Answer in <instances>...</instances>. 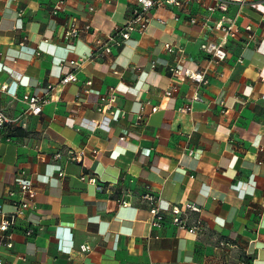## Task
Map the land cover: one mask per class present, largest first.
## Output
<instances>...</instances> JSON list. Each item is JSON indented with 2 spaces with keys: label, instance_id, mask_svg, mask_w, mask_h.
I'll return each mask as SVG.
<instances>
[{
  "label": "crops",
  "instance_id": "crops-1",
  "mask_svg": "<svg viewBox=\"0 0 264 264\" xmlns=\"http://www.w3.org/2000/svg\"><path fill=\"white\" fill-rule=\"evenodd\" d=\"M56 1L0 0V107L17 115L22 94L44 99L25 127L0 130V220L20 197L15 176L31 178L36 191L34 207L6 231L12 246L0 238V256L11 264L264 263V0L228 5L239 32L217 62L199 45L222 32L201 25L207 12L197 0L152 8L143 33L91 59L82 57L124 24L135 0H63L52 13ZM69 22L79 32L65 39ZM165 42L183 48L178 65L205 69L198 99L193 80L170 73L175 53ZM67 70L76 80L60 83ZM112 88L115 101L98 110ZM67 147L83 148L82 161L68 160ZM145 185L163 209L199 205L190 219L200 217V231L174 226L168 210L151 227Z\"/></svg>",
  "mask_w": 264,
  "mask_h": 264
},
{
  "label": "built area",
  "instance_id": "built-area-1",
  "mask_svg": "<svg viewBox=\"0 0 264 264\" xmlns=\"http://www.w3.org/2000/svg\"><path fill=\"white\" fill-rule=\"evenodd\" d=\"M192 0H135L136 5L131 9V14L128 16L123 25L116 27L110 32L106 33L107 40L102 41L101 39H96L95 44L96 47L91 49V52L82 58L91 59L96 55L110 53L111 45H115L121 47L124 42L129 39L130 33L132 31H137L139 33H143L147 26L149 25L150 20V10L154 7L162 6V5H171L177 8L183 7L186 3ZM200 4L205 8L206 14L202 16V26L207 23H211L213 27L222 32V36L218 40L214 41H204L200 43L199 47L203 51L209 53L211 58L216 62L221 61L226 57V49L225 43L227 38L234 37L239 32V27L236 25L233 18L227 16L224 12L228 9V5L230 3L238 4L239 6L250 5L256 6L259 2L258 0H197ZM63 0H57L52 8L51 12L56 13L59 9H62ZM90 10H93V7H89ZM221 11L222 13L218 17H212L211 14ZM189 22L191 24L197 23L196 16H190ZM90 25H86L85 28L88 29ZM246 31L251 30V25L247 24L243 26ZM79 28L75 26L73 22L67 23L62 29V37L65 39H71L78 35ZM251 36V35H250ZM164 48L166 51L175 53L176 64L169 65L168 69L172 75L176 76H186L189 79L193 80L196 83V89L192 94V99L199 98V87L205 83H207V77L205 76V69L203 68H190L183 65H178L180 61L183 60L181 53L183 52V48L177 44L171 42H165ZM70 64H78V61L70 60ZM151 65L154 66V61H151ZM76 80V75L74 72L67 70L61 77L60 83H68ZM85 84L89 86L91 84V80H86ZM5 84L2 85V88H5ZM48 87H52V85L48 84ZM88 89V87H87ZM85 89V91H88ZM175 89V86L165 91L166 95H170L172 91ZM111 93L109 95H101L100 100L101 104L98 106V110H105L108 105L115 101V89H111ZM20 100L23 101L26 105V108L23 112L17 115H10L7 113L2 107H0V130L2 129H10L11 132L15 128H21L26 126L25 116L27 115H36L41 111L42 104L44 99L36 94H28L24 93L20 97ZM157 107L152 106L151 109L154 111ZM184 111L190 110V105L181 108ZM112 113V117L116 118L118 116L119 110L114 109L110 111ZM140 117V116H139ZM120 138H123L121 136ZM9 139V138H7ZM67 159L71 161L81 162L84 150L83 148H72L67 147ZM62 156V152L57 151L54 154L55 159H59ZM58 175H62V170L58 172ZM94 181L93 178H90ZM14 183L18 186V190L20 193V197L13 201L14 210L9 213H1L0 220V238L2 239L3 244L6 247L12 246L11 241V233L6 232L7 229L14 225L17 217L24 213L26 209H31L34 207L35 203V188L32 184L31 178L23 177V176H15ZM8 194H12V190L7 192ZM141 200L148 205L149 212L151 213L150 225L151 227H161L165 222V214L164 210H168L170 212V222L181 229H186L191 233H198L201 229V220L200 217H195L194 219H190L191 212H199L200 207L195 202L187 201L183 205L172 204L169 205L166 209H163L157 203V196L153 192L150 185H145L144 191L140 195ZM119 203L128 204V202L119 198ZM1 206V205H0ZM1 208V207H0ZM33 230L31 228H27L26 234L31 235ZM81 251H87L90 249V245L88 243H82L79 246ZM0 264H11L10 262H6L0 256ZM242 264H254L249 260L242 262ZM264 264V263H260Z\"/></svg>",
  "mask_w": 264,
  "mask_h": 264
},
{
  "label": "trees",
  "instance_id": "trees-1",
  "mask_svg": "<svg viewBox=\"0 0 264 264\" xmlns=\"http://www.w3.org/2000/svg\"><path fill=\"white\" fill-rule=\"evenodd\" d=\"M16 131V130H15Z\"/></svg>",
  "mask_w": 264,
  "mask_h": 264
}]
</instances>
